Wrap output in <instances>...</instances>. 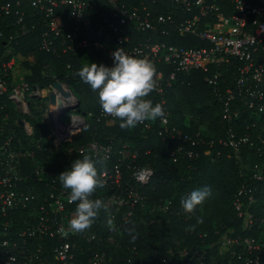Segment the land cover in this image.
<instances>
[{"label": "built area", "instance_id": "obj_1", "mask_svg": "<svg viewBox=\"0 0 264 264\" xmlns=\"http://www.w3.org/2000/svg\"><path fill=\"white\" fill-rule=\"evenodd\" d=\"M105 1L108 10L91 13L86 0H0V20L5 16L14 17L13 22L6 23V26L18 24V29L8 36L12 39L18 36L17 32L31 31L24 22L27 14L39 16V25L43 27L38 33L39 50L77 53L93 46L105 52L106 65L112 64L115 49L147 59L156 69L155 91L162 96V103L165 87L172 85L178 73L193 69L208 72L213 66L204 80L222 106L223 136L218 137V143L227 147V157L239 164L244 160L246 146L264 155V0H169L175 10L191 14L183 19H177L173 10L158 13L149 8L157 4V0L141 3L136 8L120 0ZM63 8L69 9L71 23L68 28L59 24L57 12ZM96 14L97 20L93 19ZM163 26L172 27L178 34L194 35L205 44L193 47L169 43L165 37L170 35V28ZM130 29L148 32L150 36L133 43ZM152 35L160 38L154 40ZM0 37L5 38L2 31ZM17 61V55L0 61V98L9 101L20 113L15 124L21 119L23 132L31 135L33 129L26 119L33 116L31 111L32 107L37 108L36 99L42 100L47 94L46 104L54 105L57 114L79 101L63 80L55 82L61 83L66 95L53 85L44 92L41 86L12 76L11 70ZM163 65L173 68L166 72ZM66 68L69 71L66 76H75L78 71L73 63H67ZM51 91L55 93L54 104L49 98ZM170 115L166 110L159 118L158 134H168L181 142L172 152L174 161L177 152L193 157L198 156V146L213 145V139L206 141L198 132L191 135L173 125ZM8 117L5 113L0 121V264H217L213 254L200 248L191 250L182 244L169 248L158 261L135 262L137 250L134 247H127L128 257L116 254L110 258V253L122 246L120 237H115L121 232V225L115 219L119 215L132 216L137 211L142 199L140 191L154 176L153 168L138 164L136 153H130L126 145L114 150L111 144L92 138L80 149L89 152L104 181V186L95 191L102 193L96 198L104 203L98 215L112 221L105 235L90 228L82 232L70 230V206L74 203L69 202L68 190L62 187L58 175L49 176L43 184V193H30L21 188L20 182L26 178L21 170V158L30 153L19 150L14 143L17 130ZM108 118L115 119L100 107L96 120ZM49 119L48 137L55 146L70 141L85 125V115L77 108L64 111L60 117L50 111ZM141 124L145 128L151 126L150 121ZM203 153L210 155L211 151L205 149ZM256 171L252 178L260 180L261 171ZM42 173L43 168L37 165L34 180L41 181ZM255 190V186L244 181L233 195L232 207L238 217L244 218L243 230L246 231L257 221L250 209L255 202ZM170 204L171 201L163 209ZM78 238L84 239L87 246L83 247ZM219 246L228 254L226 264H264V240L253 235H222ZM84 252H87L85 257L79 255Z\"/></svg>", "mask_w": 264, "mask_h": 264}, {"label": "trees", "instance_id": "obj_2", "mask_svg": "<svg viewBox=\"0 0 264 264\" xmlns=\"http://www.w3.org/2000/svg\"><path fill=\"white\" fill-rule=\"evenodd\" d=\"M86 1L91 13L95 11L101 13L109 8L105 0ZM120 1L130 8H136L141 3L149 4L151 0ZM157 1V4H151L149 8L158 13L173 10L177 19L191 16L189 13L175 10L176 7L169 0ZM26 10L30 13L29 7ZM57 13L59 24L68 28L71 23L69 9L63 8ZM98 17L96 14L93 19L97 20ZM39 20V16L30 17L27 14L24 22L31 31L24 34L17 32L16 38L9 39V34L18 29V24L6 26V23L14 21V17L1 18L0 31L5 38L0 37V61H7L17 55L18 61L12 68L11 75L17 77L19 75L23 80L37 84L47 91L55 81H65L79 101L78 110L81 113L84 112L85 125L72 136L70 141L55 146L50 143L49 128L41 127L42 124L36 132L34 130L33 134L26 135L21 125L15 124L20 113L13 109L9 101L0 98V105L5 104L3 107L0 106V121L5 113L9 115L8 121L17 130V140L14 143L18 145L19 150L30 153L21 158V170L26 178L20 182V186L24 191L43 193L45 191L43 184L50 178L49 176H57L75 158L83 155L90 156L88 151H80V149L95 138L104 144H111L114 150H119L126 145L130 153H136L135 161L138 164L153 168L154 176L151 183L140 191L142 197L146 196L147 202L164 207L171 201L165 210L168 218L166 225L159 222L157 213L145 214L144 221L139 214H136L137 211L126 218L119 215L115 221L121 225V232L115 234V237H120L122 246L117 252L110 253V258L113 259L116 254L128 257L130 252L127 247H134L137 250L135 262L158 261L166 255L169 248L182 244L191 250L203 249L213 254L217 264H226L228 254L226 250L220 249V236L248 233L261 241L264 240V155L260 156L252 147L246 146L244 160L242 164H239L233 158H228V148L218 143V137L223 136L222 106L210 85L204 80V76L211 73L213 66L208 72L203 69H193L187 73H178L172 85L165 87L163 103L162 96L155 91V88L149 94L148 98L162 105L164 112L166 110L170 112V121L173 125L191 135L198 132L206 141L214 140L212 146L205 144L198 146L196 148L198 156L186 157L177 152V160L174 161L172 152L179 148L181 142L168 134H158L161 128L159 118L147 120L151 122L150 128H145L140 123L130 129L120 128L119 121L116 119L96 120V113L100 108L97 93L77 74L66 76L69 73L66 65L73 63L78 70L90 62L106 64L105 52L93 46H88L77 53L39 50L37 48L38 33L43 30ZM92 22L95 24V21L92 20ZM163 27L170 28V35L165 37L169 43L193 47L205 44L194 35L178 34L172 27ZM130 33L133 43L150 36L148 32H138L134 29H130ZM152 38L157 40L160 36L152 35ZM163 67L166 72L173 68L171 65H163ZM47 100L46 94L42 100L36 99L34 105L37 108L32 107L31 112L38 122L43 118L42 111L47 106ZM64 117H67V113ZM205 149H210L211 154L205 155L203 153ZM37 165L43 168L41 181L34 180V168ZM257 169L261 171L260 180L252 178ZM244 181L256 187L255 202L250 209L257 221L250 231L243 230L245 220L243 217H238L232 207L233 195ZM204 185L212 188V196L198 206L194 214L183 212L180 206L181 198L192 189ZM101 194L94 192L93 197L96 198ZM75 206V203L70 206V216L74 214ZM198 218H201L199 222ZM109 221L111 223V218L98 215L90 230L99 235H105L108 233ZM130 221L135 225V231L131 235L125 231ZM189 226H192L190 231L187 230ZM205 233L206 235L203 236ZM78 242L83 247L87 246L84 239L78 238ZM85 253L87 252L79 253V255L85 257ZM262 262L264 263V252Z\"/></svg>", "mask_w": 264, "mask_h": 264}, {"label": "clouds", "instance_id": "obj_3", "mask_svg": "<svg viewBox=\"0 0 264 264\" xmlns=\"http://www.w3.org/2000/svg\"><path fill=\"white\" fill-rule=\"evenodd\" d=\"M76 74L97 93L102 111L118 120L122 129L134 128L164 115L162 105L148 98L156 85V69L145 58L115 49L111 65L90 62L81 66ZM58 180L68 190L69 202L76 205L74 214L68 220L69 229L82 232L90 228L104 208L101 199L93 198V193L104 186L95 162L89 155L75 158L58 174ZM212 194L208 185L194 188L181 198V209L194 214ZM191 227L187 230L190 231ZM125 231L131 235L135 231L134 223L130 221Z\"/></svg>", "mask_w": 264, "mask_h": 264}, {"label": "rangeland", "instance_id": "obj_4", "mask_svg": "<svg viewBox=\"0 0 264 264\" xmlns=\"http://www.w3.org/2000/svg\"><path fill=\"white\" fill-rule=\"evenodd\" d=\"M21 77L18 75V79H20ZM45 92V90H43ZM49 91V90H48ZM53 106L54 105H47L45 107V109L42 111V119L38 121H36L35 116H30L27 117V121L29 122V124L31 125V128L33 129V131L37 130V128L41 125V127H48L50 125V119H49V112L51 111V113L53 112L54 115H57V112L54 110L53 111ZM175 119V118H174ZM158 214L159 215V222L162 225H166L168 223V218L167 215L165 213V210L163 209V207H159V205H153L149 202H147L146 200V196L142 197L140 203L138 204V208H137V212L136 214H139V216L141 217L142 221H144V216L145 214Z\"/></svg>", "mask_w": 264, "mask_h": 264}, {"label": "water", "instance_id": "obj_5", "mask_svg": "<svg viewBox=\"0 0 264 264\" xmlns=\"http://www.w3.org/2000/svg\"><path fill=\"white\" fill-rule=\"evenodd\" d=\"M52 85H53V88H55L57 91L62 92L64 95L67 94L66 92H64L62 90V87H61V83L60 82H54ZM49 98H50V102L52 104H54L55 103V93H54V91L49 92ZM78 106H79V103H77L76 105L71 106V107L62 108L58 112L57 115H58V117H60L64 113V111H67V110H70V109H74V108H77L78 109ZM83 114H84V112H83ZM18 124L19 125H22L23 124V121L21 119H19L18 120Z\"/></svg>", "mask_w": 264, "mask_h": 264}, {"label": "bare ground", "instance_id": "obj_6", "mask_svg": "<svg viewBox=\"0 0 264 264\" xmlns=\"http://www.w3.org/2000/svg\"><path fill=\"white\" fill-rule=\"evenodd\" d=\"M53 111H54V106H53Z\"/></svg>", "mask_w": 264, "mask_h": 264}]
</instances>
